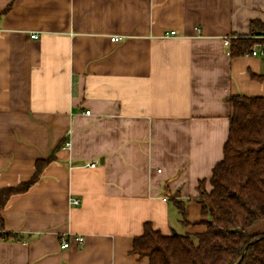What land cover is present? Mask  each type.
Returning a JSON list of instances; mask_svg holds the SVG:
<instances>
[{"label": "crops", "instance_id": "crops-1", "mask_svg": "<svg viewBox=\"0 0 264 264\" xmlns=\"http://www.w3.org/2000/svg\"><path fill=\"white\" fill-rule=\"evenodd\" d=\"M252 20L264 0H0V191L54 155L2 210L19 239L0 264H149L132 251L146 223L204 232L198 186L223 159L228 99L264 97V56L224 44ZM72 235L83 244L62 249Z\"/></svg>", "mask_w": 264, "mask_h": 264}, {"label": "trees", "instance_id": "trees-1", "mask_svg": "<svg viewBox=\"0 0 264 264\" xmlns=\"http://www.w3.org/2000/svg\"><path fill=\"white\" fill-rule=\"evenodd\" d=\"M256 46H264V22L260 20L251 21L249 35L231 37L229 55L243 57ZM252 77L264 80V74ZM228 101L232 110L223 159L209 180H202L198 186L197 202L207 218L202 222L206 230L165 235L146 223L143 234L135 237L132 251L147 258L149 264H264V233L250 234L253 225L264 219V97L236 94ZM53 159L51 155L39 160L29 182L0 191L2 227V210L8 198L27 191ZM175 206L181 223L189 224L186 203L176 200ZM17 239V234L0 232V241Z\"/></svg>", "mask_w": 264, "mask_h": 264}, {"label": "built area", "instance_id": "built-area-1", "mask_svg": "<svg viewBox=\"0 0 264 264\" xmlns=\"http://www.w3.org/2000/svg\"><path fill=\"white\" fill-rule=\"evenodd\" d=\"M175 31H171L169 32V35H175ZM166 35H168V33H166ZM33 37H37V35H34ZM112 41H119V38L118 37H114L112 38ZM229 43H230V38H226L224 40V44L226 46H229ZM257 55H261V56H264V51L261 50V51H258V50H252V52H249L247 53L245 56H257ZM68 147L70 146L69 143L66 144ZM94 166V164H93ZM166 200V199H165ZM71 203L73 205H77L79 204V200L78 199H74V198H71ZM73 241L79 245L83 244L84 242V237L83 236H80V235H72L70 236V239L69 240H63L62 244H61V248L62 249H66L70 246V242Z\"/></svg>", "mask_w": 264, "mask_h": 264}, {"label": "rangeland", "instance_id": "rangeland-1", "mask_svg": "<svg viewBox=\"0 0 264 264\" xmlns=\"http://www.w3.org/2000/svg\"><path fill=\"white\" fill-rule=\"evenodd\" d=\"M179 228H182L181 226Z\"/></svg>", "mask_w": 264, "mask_h": 264}]
</instances>
